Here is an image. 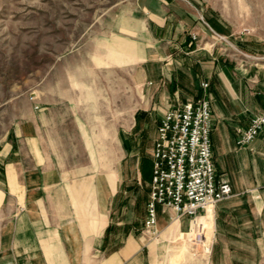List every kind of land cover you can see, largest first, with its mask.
Segmentation results:
<instances>
[{
    "label": "crops",
    "instance_id": "crops-1",
    "mask_svg": "<svg viewBox=\"0 0 264 264\" xmlns=\"http://www.w3.org/2000/svg\"><path fill=\"white\" fill-rule=\"evenodd\" d=\"M151 4L137 3L144 14ZM158 4L173 14L154 13L157 26H149L158 50L141 60L148 100L120 139L114 170L77 174L62 167L34 121L17 129L15 142L0 145V264H143L157 127L165 111L203 96V82L209 84L215 172L232 190L203 214L213 225L216 256L226 257L217 263L264 264V130L248 145L237 144L238 131L264 108V65H227L217 49L190 47L193 34L207 38L205 28ZM183 219L170 222L158 212L156 229L180 231Z\"/></svg>",
    "mask_w": 264,
    "mask_h": 264
},
{
    "label": "rangeland",
    "instance_id": "rangeland-1",
    "mask_svg": "<svg viewBox=\"0 0 264 264\" xmlns=\"http://www.w3.org/2000/svg\"><path fill=\"white\" fill-rule=\"evenodd\" d=\"M137 3H154L151 13ZM158 3L205 28L190 47L217 49L227 65H264V0H0V145L34 121L62 167L114 170L120 139L148 100L141 60L157 54L154 13L173 14ZM202 217L171 234L143 232V264H229L217 263L226 257Z\"/></svg>",
    "mask_w": 264,
    "mask_h": 264
},
{
    "label": "built area",
    "instance_id": "built-area-1",
    "mask_svg": "<svg viewBox=\"0 0 264 264\" xmlns=\"http://www.w3.org/2000/svg\"><path fill=\"white\" fill-rule=\"evenodd\" d=\"M208 86L207 82L201 83L203 96L165 111L159 121L151 151V179L143 226V231L153 237L158 236L155 230L158 212L167 214L170 222L192 220L232 194L230 183L217 179L215 172ZM262 130L264 108L250 119L246 129L238 131L237 144L248 145Z\"/></svg>",
    "mask_w": 264,
    "mask_h": 264
},
{
    "label": "bare ground",
    "instance_id": "bare-ground-1",
    "mask_svg": "<svg viewBox=\"0 0 264 264\" xmlns=\"http://www.w3.org/2000/svg\"><path fill=\"white\" fill-rule=\"evenodd\" d=\"M208 208H209V207H208ZM200 217H201V216H200ZM204 219L207 220V217H204V216H203L202 219L200 218V220H203V221H204ZM203 221L200 222L201 225L204 226V225L208 224V222L203 224ZM207 221H208V220H207ZM201 233H202V232H201ZM201 233H200V234H201Z\"/></svg>",
    "mask_w": 264,
    "mask_h": 264
}]
</instances>
